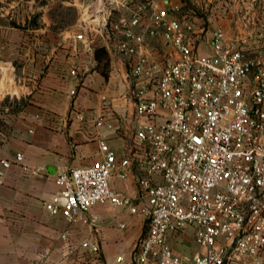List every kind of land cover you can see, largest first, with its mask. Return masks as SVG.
<instances>
[{"label":"built area","instance_id":"2783aa9c","mask_svg":"<svg viewBox=\"0 0 264 264\" xmlns=\"http://www.w3.org/2000/svg\"><path fill=\"white\" fill-rule=\"evenodd\" d=\"M162 1L128 0L129 15L103 21L126 63L137 121L126 155L118 158L101 140L99 159L57 174L59 190L44 207L97 232L94 205L132 207V198L111 179L127 178L137 164L145 171L137 181L147 229L132 261L258 263L264 257V32L251 40L231 39L222 26L196 20L180 2ZM93 39L84 31L75 35L88 48ZM71 74H77L75 67ZM24 159L22 151L2 158L0 183L14 163L27 170ZM187 227L194 228L203 252L173 249L171 236ZM80 247L85 255L97 256L101 249L98 240Z\"/></svg>","mask_w":264,"mask_h":264},{"label":"crops","instance_id":"0c3cea01","mask_svg":"<svg viewBox=\"0 0 264 264\" xmlns=\"http://www.w3.org/2000/svg\"><path fill=\"white\" fill-rule=\"evenodd\" d=\"M60 1L77 8V20L70 26L57 24L54 0H0V30L19 28L14 20L18 22L25 13L43 19L41 24L38 20L33 26L28 23L27 28L40 32L26 43L24 53L35 80L27 86L20 83L18 94L28 103L18 112L10 140H4L0 130V160L13 159L22 151L28 167L24 170L14 163L0 183V264H140L132 257L147 219L140 212L146 202L137 181L145 171L137 164L131 165L127 178L115 174L111 179L114 188L132 198V207L94 205L91 212L97 218V232L89 224L69 223L44 207V201L59 190L57 174L99 159L101 140L123 158L137 125L125 82L126 63L115 50L111 27L103 25L106 18L111 24L129 15L128 0ZM201 8L206 18L189 11L211 28L222 26L231 39L251 40L264 32V0H206ZM76 29L94 37L91 48L75 40ZM155 45L161 46V41L156 39ZM73 67L76 75L71 74ZM121 223L126 226L122 228ZM65 231L67 239L62 238ZM84 240H98L100 253L85 255L80 247ZM193 240L194 228L187 227L172 235L170 243L181 254L174 244ZM69 244L75 245L72 251ZM199 247L188 255L203 252ZM118 256L124 261L118 262ZM244 263L264 264V257L258 263L249 259Z\"/></svg>","mask_w":264,"mask_h":264},{"label":"rangeland","instance_id":"374dc122","mask_svg":"<svg viewBox=\"0 0 264 264\" xmlns=\"http://www.w3.org/2000/svg\"><path fill=\"white\" fill-rule=\"evenodd\" d=\"M178 1V0H171ZM184 4L185 12L189 10L196 11L197 16L205 17V9L202 10V6L205 8L206 0H200L197 4L195 0H179ZM65 5V4H63ZM60 0H54L53 15H55L58 25L63 27L70 26L76 22L78 13L76 6L68 5L63 6ZM196 7H200L199 10ZM191 13V12H190ZM21 20L17 22L15 18L16 29L0 30V130L3 132L4 140H10L13 133L14 124L17 122L18 112L23 109L28 103V98H24L18 94L19 85L26 83V86L33 83L34 78L30 77L29 71L31 69V62L28 60L24 53H26L28 46L26 43L40 33L36 32L33 28H28V23L31 26L35 21H39L41 24L43 19L40 16L34 14L25 13L20 17ZM1 20V18H0ZM10 22L13 19L9 20ZM20 23V24H18ZM22 24L26 26L23 27ZM21 25V26H19ZM33 29V30H32ZM80 30L76 29L78 33ZM22 34V36H21ZM26 38V39H24ZM23 41H26L22 46ZM45 63H40L43 69ZM19 77H21L19 79ZM20 96V98H19ZM175 248H179L181 254H190L195 250H199L200 247L195 240L190 243H178L174 244Z\"/></svg>","mask_w":264,"mask_h":264},{"label":"trees","instance_id":"16d2710c","mask_svg":"<svg viewBox=\"0 0 264 264\" xmlns=\"http://www.w3.org/2000/svg\"><path fill=\"white\" fill-rule=\"evenodd\" d=\"M104 64H106V62Z\"/></svg>","mask_w":264,"mask_h":264}]
</instances>
